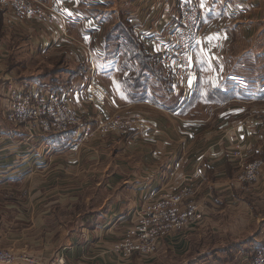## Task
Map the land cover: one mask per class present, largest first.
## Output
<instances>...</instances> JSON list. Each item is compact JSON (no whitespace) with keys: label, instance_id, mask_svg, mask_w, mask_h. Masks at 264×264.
<instances>
[{"label":"crops","instance_id":"obj_1","mask_svg":"<svg viewBox=\"0 0 264 264\" xmlns=\"http://www.w3.org/2000/svg\"><path fill=\"white\" fill-rule=\"evenodd\" d=\"M40 1L64 12L69 36L44 21L15 16L11 6L0 7L7 31L0 43V77L7 70L4 47L10 48L13 29L34 54L48 57L70 50L72 61L83 65L92 57L96 72L100 68L106 77L107 65L117 57L116 68H111L116 84L107 80L105 86L116 104L141 110L145 116L129 140H89L82 152H61L56 149L65 143L63 137L30 139L23 128L7 121L0 81V187L20 182L23 194L18 196H24L17 202L0 196V207L15 209L11 217L0 212V232L5 235L0 240L8 239L4 246L15 252L29 250L43 262L63 253L72 264H127L115 259L113 251L117 234L123 232L120 225L133 222L144 201L172 188H185V204L198 203L214 218L230 209L250 214L251 198L257 197L263 215L258 223L264 224V165L256 180H240L242 160L232 153L240 148L245 160L264 161V71L250 69L254 63L264 64V0H204L202 38L193 51L195 73L188 85L166 82L164 78L170 77L166 71L145 67L141 75H130V89L125 83L129 70L119 69L125 54L109 53L108 48L119 44H106L105 38L123 18L130 20L145 52L163 68L155 45L177 18V0ZM76 40L90 45L91 56L81 49L84 57H76L71 48ZM96 53L105 57L104 67L101 58L95 60ZM57 75L27 76V81L49 82ZM66 75L55 79L57 85L78 93L77 78L83 83V75L73 79ZM82 95L78 93L79 98ZM110 107H103L105 113ZM124 146L129 151H122ZM54 204L70 211L81 204L88 212L71 228L66 223L52 227L45 216ZM242 220L243 226L251 221ZM14 222L34 225L30 228L34 233L27 227L12 230ZM186 231L161 238L159 250L171 241L185 244ZM258 232L260 237L249 242L264 248V227ZM248 247L233 263L247 262L252 256Z\"/></svg>","mask_w":264,"mask_h":264},{"label":"built area","instance_id":"obj_2","mask_svg":"<svg viewBox=\"0 0 264 264\" xmlns=\"http://www.w3.org/2000/svg\"><path fill=\"white\" fill-rule=\"evenodd\" d=\"M177 5L179 13L176 20L165 31L161 41L156 42L155 47L165 71L173 73L177 82L185 85L194 73L193 51L201 43L205 1L177 0ZM7 6H11L13 14L19 18L44 21L58 27L63 36H69L66 16L55 7L42 4L40 0H0V7ZM79 43L84 52L90 55V45L85 41ZM89 72V83L81 98L68 87L40 80L20 82L14 76L3 75L1 81L7 121L23 128L30 139L39 137L43 140H55L63 137L65 143L56 150L79 151L94 132L89 107L93 106L99 111L107 103L115 105L107 88L96 77V63L92 57H89ZM140 116L142 117L138 113L136 117ZM131 122L132 127L139 125L134 119ZM103 125L101 123L100 126ZM70 133L66 138V134ZM47 146H50L49 143ZM232 153L242 160V171L238 179L256 180L264 161L245 160L240 148H235ZM198 174L195 173L197 176ZM185 199V188H172L161 199L144 203L133 216V223L129 225L126 234H123V239L114 243L113 251L122 257L154 254L161 238L171 235L179 226L198 222L202 218L197 205H185ZM0 264L72 263L63 253L55 254L49 261L43 262L31 253H16L0 248ZM245 264H264V248L249 256Z\"/></svg>","mask_w":264,"mask_h":264},{"label":"rangeland","instance_id":"obj_3","mask_svg":"<svg viewBox=\"0 0 264 264\" xmlns=\"http://www.w3.org/2000/svg\"><path fill=\"white\" fill-rule=\"evenodd\" d=\"M72 30L73 33L76 36H78L76 30L75 29ZM13 31L16 30L11 29L10 31L12 35L10 37L11 41L10 43H8L10 48L4 47L6 52L5 69L7 70L4 71L3 75L8 74L10 76H14L20 82H24L28 80L27 76L44 77L50 74L54 76L57 73L58 74L57 76L59 77L62 76L64 78H67L66 74H69V76H72L70 78L73 79L76 76V74L80 73L84 77L83 79L84 82L82 83V80L80 78L79 79L77 78L78 80L77 82L79 83L76 84V87L78 88L76 90L78 91L79 94H83L86 92L90 78L89 69L87 70V68L89 67V63L88 62L86 63L87 60L84 61L85 62L84 65L81 62L78 63L76 61H72L71 57H69L70 50L68 51V54L66 52H62V53L49 55L48 57L40 54H34V52H32L28 46L24 45L23 43H20V39L23 41L22 36L19 33H16L17 31L14 33ZM111 31L112 32L114 31L113 28ZM6 33L7 31L4 28L0 14V43L1 40L6 38ZM122 34L123 37H125L126 41L122 37L117 40L110 41L109 42L110 45L119 44V46L114 45L112 48H110V50H108V52L109 53L119 52L125 54V56H123L121 60V63L119 64V69H122V71L129 70L127 73L128 74L127 75L128 81L126 82L127 84L131 83L130 75L132 73L138 74L140 72V74L138 75H141L142 74L141 71H143L145 67H146V71H151L148 70L151 68L153 70L156 68L158 69L160 68L159 70L161 71V73H163V70L165 72V69L161 67L160 63H158V61H156L153 58L151 59L150 58L151 55L144 51V45L142 39L139 36H137V39L142 42L140 45V43L135 39V37H133L130 29H128L126 25H124V28L122 29ZM123 42L124 43L127 42L128 45H130V47H127V49L124 47L122 48ZM72 46H71L72 49H76V57L78 55L79 57H84V54H82L81 51V49L83 50V47L79 43V40H76V45L73 47ZM131 49L134 51L135 54H137V56L136 55L132 56ZM126 53H128V55H126ZM156 54L158 53L156 52ZM33 55H37V56L33 57ZM95 55H96L95 60L97 58H101L100 60L104 67L105 65L103 59H105V57L100 56L99 53H96ZM116 60L117 57L114 59V61H111V63L107 65L106 73L108 74L109 77L101 75L102 69L100 68H98L96 72L97 79L104 86H105V81L107 80H109V82L113 84H116V81L113 79L114 75L111 69L114 67L116 68ZM263 65L254 63L251 65L250 69L253 72L256 70L264 71ZM85 73L87 74L85 75ZM103 73H105V71H103ZM169 75L170 77L166 79L164 78V80L166 82L175 83L177 80L174 74L169 73ZM24 77L27 79L24 80L25 79ZM1 80H2V76L0 77V81ZM188 81L185 85L181 84V86L183 88L186 87V85H188ZM42 82L44 81L42 80ZM108 93L111 97V93L109 91ZM114 103L115 105L111 103L109 104L107 103L105 105V107H107V105L108 107L111 106L110 107L111 110L107 113H105L103 108L98 111L93 106L89 107V113L91 114V118H92L91 122L94 132L89 137V139L86 140L82 148L79 151H77L78 153L82 152V150L85 147V144L89 140H119V139L129 140L130 136L132 135L133 129H135L134 127L131 126L132 119L136 120L137 123H139V125L144 120L145 114L143 111L138 109H131V107H129L128 105H118L116 104L115 101ZM138 113H140L142 117L140 116V118H137L136 116ZM172 114L174 113L172 112ZM101 123L104 125L100 126ZM121 149L124 152L129 151L127 146H124ZM116 151L118 150L116 149ZM22 185L23 184L19 182L18 184L16 183L13 185L5 186L9 188L0 187V196L4 195L3 196L4 198L2 199L8 200L9 202H17L18 200L24 198V196H18L20 195V193L23 194V191L19 189ZM164 193L159 197L160 199L163 197ZM251 199L253 201L252 203L253 211L250 214H247L239 209L238 211L237 210L234 211L233 209H230L231 215L230 213H225L224 215L218 218H214L212 216V213H209L206 210H204L203 213L202 209L200 208V205L198 203H195L198 207L197 209L200 212L202 218L198 222L195 221L193 223H187L173 230V231L180 229L188 230L185 232L186 237L184 238H186L187 240L185 241V244L183 242H180L179 244V242L171 241L170 242L171 245H168V243H166L164 248H162L161 250H159V248L157 247V250L154 254L147 256H140L139 254H134L129 257H122L114 253L115 259H117L121 263H127V264H219V263L237 264L240 257L243 254L239 252H242V250H245L246 247H248V245L251 243L249 242L251 237L254 236L260 237L259 235L260 232H258L259 227L260 228L264 227L263 223L261 224L258 223V221L263 216L259 213V210L257 208L258 205H256L257 202H255L258 198L252 197ZM146 202L144 201L143 204ZM141 206L137 210H139ZM50 208L51 211L49 214H46L45 219L48 222V225L52 227H55L56 224L58 223H66L67 227L71 228L74 226L73 224L77 221V219L85 218L87 215L86 213L88 212V211L84 212L85 209L82 208L81 204H78V207L76 209L73 206L72 211H70L69 209H64L62 206L59 207L56 204L52 206L50 205ZM12 210L15 211V209L6 208L4 210L2 207H0V212H3L1 213V215L4 214L6 217H11L12 214H15ZM137 210H135V212ZM242 218L244 219L249 218L251 220L250 224L246 223L245 226L241 225L243 221ZM132 223L133 222L129 223L128 225H125L124 227L123 224L120 225L123 229V232L117 234L120 236L119 239H117L116 241L123 239V234H126V232L129 230V225ZM26 227L28 229L27 232L34 233V229H30V228H34V225H28V223L26 225H23L22 222L20 224L14 222L11 228L12 230H22ZM122 229L119 230L122 231ZM239 232L241 233L239 234ZM1 236H5V235L0 232V237ZM7 242H8L7 238L0 240V248H6L8 250L14 251L13 250L14 248L12 249L11 247L4 246L7 244H3V243H7ZM253 245L254 243L253 244L251 243V246L248 247L247 250L251 248L250 252L251 254L254 255L259 250L261 245L259 246L255 245V247H253ZM21 252L30 253L29 250H20L19 252L16 253H21ZM236 260L237 263H233Z\"/></svg>","mask_w":264,"mask_h":264},{"label":"trees","instance_id":"obj_4","mask_svg":"<svg viewBox=\"0 0 264 264\" xmlns=\"http://www.w3.org/2000/svg\"><path fill=\"white\" fill-rule=\"evenodd\" d=\"M124 25H126L127 27H128V29H130V31H131V33H132V35H133V37H135V39L140 43V45H141V41L140 40H138L137 39V33H136V31H135V28H134V26H133V24L130 22V20H128V19H122L116 26H114L113 27V32L112 31H110L109 32V34L107 35V37L105 38V43L106 44H108L110 41H113V40H117V39H119V38H124L125 39V37H123V34H122V29L124 28ZM124 39H122V40H124ZM125 41H126V39H125ZM122 47H124V48H126L127 49V47H130V45H128V43L126 42V43H122ZM109 50H110V48H108ZM129 49V48H128ZM145 51V50H144ZM110 53H113V52H110ZM131 53H132V56H137V54H135L134 53V51L131 49ZM143 61V60H142ZM145 62V61H144ZM143 65H144V63H143ZM79 73V72H78ZM47 76H49V75H47ZM55 79H57L56 77H54V78H52L51 79V81H49V82H45V83H48V84H56L57 85V81L55 80ZM54 80V81H53ZM126 83V82H125ZM126 85H127V83H126ZM127 87H128V89H130V87L127 85ZM71 135V133L70 134H67L66 135V138L67 137H69ZM252 256H253V254H252Z\"/></svg>","mask_w":264,"mask_h":264}]
</instances>
